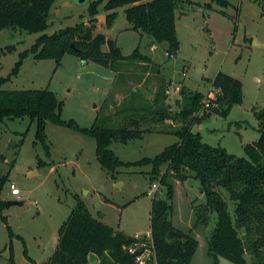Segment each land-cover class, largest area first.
Here are the masks:
<instances>
[{"label": "rangeland", "instance_id": "rangeland-1", "mask_svg": "<svg viewBox=\"0 0 264 264\" xmlns=\"http://www.w3.org/2000/svg\"><path fill=\"white\" fill-rule=\"evenodd\" d=\"M93 1L96 0L55 1L48 27L42 32L13 28L0 31V77L10 75L20 54L29 50L42 34L50 35L79 22L89 25V6ZM177 1V55H168L166 42L153 46L152 37L133 29L126 7L115 9L114 25L109 26L105 0L98 6L94 35L101 33L114 40L125 56L139 48L143 56L154 61L136 56L114 71L93 60L84 63L75 53H66L60 63L55 59H36L31 54L2 89H49L64 102L62 118L73 119L83 128H118L133 117L144 116L143 127L153 133L126 144L114 141L110 146L122 160L138 161L155 157L179 140L172 133L182 127L183 120L179 117L158 121V117L160 111L181 112L183 85L188 91L208 93L212 80L222 71L243 82L244 101L228 117L218 115L205 122L203 119L202 139L225 147L231 154L246 156L244 145L259 135L246 121L257 122L251 107L264 105V0H227L226 6L212 0ZM7 46H12V50L8 51ZM103 50H109L108 45ZM243 125L248 129L241 138L236 130ZM193 129L197 132L198 125ZM36 132L37 121L28 116L0 123V172H10L2 198L23 202L8 205L3 212L7 222L0 217V264H11V256L16 264H34L29 256L43 264L56 248L59 228L75 208L78 197L97 219L129 237L138 234L145 238L143 242L152 245L151 207L155 195L170 199L173 224L198 240L193 264H234L210 251L217 213L208 212L207 223L198 218V207L206 203L198 179L171 178L175 190L169 197L160 180L152 178L151 164L121 167L113 178L97 159L94 137L49 121L48 153ZM161 132L170 134H158ZM40 158L47 165L38 166ZM12 183L20 189L19 196L11 194ZM154 183L158 188L151 195ZM219 190L234 217L235 206L229 193ZM8 226L14 235H10ZM240 234L244 231L240 230ZM246 258L252 264L249 252ZM150 264H156L154 259Z\"/></svg>", "mask_w": 264, "mask_h": 264}, {"label": "trees", "instance_id": "trees-1", "mask_svg": "<svg viewBox=\"0 0 264 264\" xmlns=\"http://www.w3.org/2000/svg\"><path fill=\"white\" fill-rule=\"evenodd\" d=\"M57 0H0V31L6 28L23 29L38 33L47 29L49 15ZM86 0L84 3L90 2ZM105 0L90 3V24L85 22L68 26L53 34L39 36L29 50L20 54L8 77H0V123L6 119H18L26 116L37 121V139L50 153L47 142L46 125L49 121L72 128L96 139V155L102 168L115 178L121 167L152 165L153 179L167 189L172 197L174 185L171 178L185 181L192 177L198 179L206 196V203L198 207V218L207 223V213H217V223L210 239V251L234 264H248L246 254L252 256V264H264V105H253L251 110L258 121L259 138L244 146L246 156L229 153L222 146H213L202 139L201 133L194 132L193 126L211 114L227 117L235 105L243 103V83L238 78L219 71L212 80V88L217 90L216 98L203 116L193 114L200 108L205 94L200 91H188L186 85L181 88L183 107L178 114L160 111L158 121L167 119L183 120L181 128L174 133L179 140L156 155L144 157L138 161H124L111 148L114 141L128 143L143 139L146 133L144 116L131 118L125 126L111 128L105 126L81 127L75 120H64L62 111L64 102L49 89L4 90L2 86L12 76L19 73L25 58L33 54L36 59H55L58 63L66 53H75L87 62L93 60L114 71L118 66L136 56H143L139 48L125 56L120 47L104 34L94 35L98 6ZM226 6L227 0H212ZM211 8V5L208 4ZM126 7L125 12L132 28L142 34H148L154 43H167L169 56L177 55L180 41L177 33V0H106L104 9L108 12L106 22L112 26L117 13L115 9ZM75 44L77 49L72 47ZM108 45L109 50H103ZM12 50V46H7ZM47 165L39 159L38 166ZM165 166V171L162 168ZM10 172H0V217L7 222L4 210L8 201L2 198L5 186L9 182ZM219 189L226 190L233 201L234 217L229 211L228 202ZM173 205L170 199L152 200L151 235L157 264H193L198 248V240L189 233L176 227L171 214ZM10 235H14L8 226ZM240 230L244 234H240ZM58 244L43 264H88L90 254L97 255L99 264H135L134 255L127 252L125 246L133 241L122 231L93 216L86 203L77 198V204L69 217L59 228ZM186 239V241H185ZM34 264H39L32 257ZM11 264H16L13 256Z\"/></svg>", "mask_w": 264, "mask_h": 264}, {"label": "built area", "instance_id": "built-area-1", "mask_svg": "<svg viewBox=\"0 0 264 264\" xmlns=\"http://www.w3.org/2000/svg\"><path fill=\"white\" fill-rule=\"evenodd\" d=\"M217 93L218 91L211 87V90L205 94L206 96L201 102L200 108L193 115L197 117L203 116L204 113L207 112V110L210 108L211 102L216 98ZM10 188H11L10 192L13 196H19V194L21 193L20 189L14 183L10 185ZM157 188L158 185L154 183L153 190L149 194L155 195L154 191ZM149 235L150 234H148V236ZM132 237L134 238L133 241L130 244L126 245L125 249L127 250L128 253L134 255L135 264H150V261L153 259L157 264L156 255L153 248V242L152 245L143 242L145 238L141 237L138 234Z\"/></svg>", "mask_w": 264, "mask_h": 264}, {"label": "crops", "instance_id": "crops-1", "mask_svg": "<svg viewBox=\"0 0 264 264\" xmlns=\"http://www.w3.org/2000/svg\"><path fill=\"white\" fill-rule=\"evenodd\" d=\"M114 25V24H113ZM157 43H154L153 42V39H152V42H151V45H156ZM151 58V57H150ZM151 60L152 61H154L153 60V58H151ZM243 83V82H242ZM211 87H212V84H211ZM203 93L204 94H206L205 93V91H203ZM243 93H244V91H243ZM245 96V95H244ZM243 101H244V98H243ZM243 104V103H242ZM242 104H239V105H235L233 108H232V110H231V112L234 110V108L235 107H237V106H240V105H242ZM253 106V105H252ZM252 111V110H251ZM253 113V112H252ZM230 115V114H229ZM228 115V116H229ZM254 115V114H253ZM215 116H218L217 114H211V115H209L207 118H205V120H204V122L208 119V118H212V117H215ZM227 116V117H228ZM255 117V116H254ZM165 121H172L171 119H167V120H165ZM204 122L203 123H201V124H197L198 125V131L201 133V135H202V131L201 130H203V128H204ZM247 122V125L250 127H253L254 128V130L256 131V132H258V130H257V127H258V121L257 122H251V121H249V120H247L246 121ZM195 126V125H194ZM193 126V127H194ZM248 126H246V125H243V127L242 128H239L238 130H236V132L239 134V136L241 137V138H243L244 137V134H243V131H246L247 129H248ZM193 131H194V129H193ZM197 131V132H198ZM259 133V132H258ZM158 134H170V133H166V132H161V133H158ZM260 135V134H259ZM259 135H258V137H256V139H252V141L251 142H249V143H252V142H254V141H256L258 138H259ZM254 138V137H253ZM246 144H248V143H246ZM245 144V145H246ZM244 145V146H245ZM225 148V147H224ZM34 172H38V171H34ZM34 172H31V173H34ZM30 173V174H31ZM103 221V220H102ZM58 239H59V236H58V238H57V244H58ZM57 244H56V246H57ZM55 250V249H54ZM54 252V251H53ZM88 264H90V262L88 263Z\"/></svg>", "mask_w": 264, "mask_h": 264}, {"label": "water", "instance_id": "water-1", "mask_svg": "<svg viewBox=\"0 0 264 264\" xmlns=\"http://www.w3.org/2000/svg\"><path fill=\"white\" fill-rule=\"evenodd\" d=\"M85 1H86V0H79L80 3H84ZM72 47H73L74 49H77L74 43L72 44ZM84 63H85V61H84ZM31 174H32V173H31ZM8 205H23V202H21V201H15V200H13V201H8ZM185 241H186V239H185ZM89 261H90L92 264H97V262H98V257H97V255L94 254V253L90 254Z\"/></svg>", "mask_w": 264, "mask_h": 264}]
</instances>
